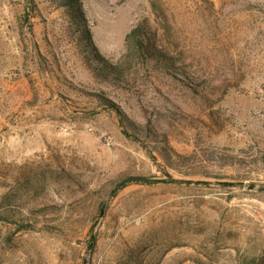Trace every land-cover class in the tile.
<instances>
[{"label": "rangeland", "instance_id": "obj_1", "mask_svg": "<svg viewBox=\"0 0 264 264\" xmlns=\"http://www.w3.org/2000/svg\"><path fill=\"white\" fill-rule=\"evenodd\" d=\"M81 1L0 0V264H264V0Z\"/></svg>", "mask_w": 264, "mask_h": 264}, {"label": "trees", "instance_id": "obj_2", "mask_svg": "<svg viewBox=\"0 0 264 264\" xmlns=\"http://www.w3.org/2000/svg\"><path fill=\"white\" fill-rule=\"evenodd\" d=\"M60 1L65 6H68V7H70L72 9V12H73L74 16L77 19H81V20L85 19V12H84V8H83L81 0H60ZM142 32H143V29H142L141 26H139V27L135 28L128 35V37H127L128 48H131V46H130L131 45V41H133L135 43V45L133 44V47H132L134 49L141 50L144 47V44H143L144 41H143ZM93 46H95L94 43H93ZM119 115L121 116V113H119ZM119 186L120 185L116 183V186H115L114 190L112 191V196L113 197H115L117 195L118 191L120 190Z\"/></svg>", "mask_w": 264, "mask_h": 264}, {"label": "water", "instance_id": "obj_3", "mask_svg": "<svg viewBox=\"0 0 264 264\" xmlns=\"http://www.w3.org/2000/svg\"><path fill=\"white\" fill-rule=\"evenodd\" d=\"M137 180H143V178H130V179L126 180L125 182H128V181H137Z\"/></svg>", "mask_w": 264, "mask_h": 264}]
</instances>
